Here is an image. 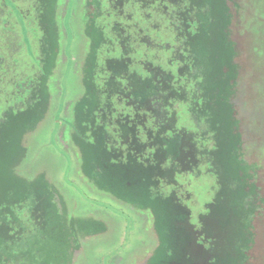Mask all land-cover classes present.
Instances as JSON below:
<instances>
[{"label": "trees", "instance_id": "16d2710c", "mask_svg": "<svg viewBox=\"0 0 264 264\" xmlns=\"http://www.w3.org/2000/svg\"><path fill=\"white\" fill-rule=\"evenodd\" d=\"M263 15L264 0L87 1L85 94L68 121L80 176L152 211L159 245L147 264H253L257 239L264 241V144L252 148L263 159L246 156L251 130L243 112L248 100H264L252 54L264 51ZM23 122L13 118L12 133ZM40 122L26 123L10 142L0 139L7 175L0 177V264H74L82 239L106 229L87 213L70 217L53 184L13 166L27 156L23 141ZM204 174L215 177L217 190L194 223L186 186ZM50 215L64 221L55 244L46 241Z\"/></svg>", "mask_w": 264, "mask_h": 264}, {"label": "rangeland", "instance_id": "374dc122", "mask_svg": "<svg viewBox=\"0 0 264 264\" xmlns=\"http://www.w3.org/2000/svg\"><path fill=\"white\" fill-rule=\"evenodd\" d=\"M71 2L72 0H70ZM79 7L80 5L74 7V14L76 15L73 17L72 26L69 27L67 24L64 26L65 40L63 41V51L68 54V48L71 49V52H73L71 55L74 58V68L76 69L72 73L70 72L64 86V78L62 79L61 89L70 90L69 98L72 102L76 101L74 96L83 93L84 90L82 74L78 75L77 66L78 62L83 65L89 44L85 33L83 13L80 12L81 8L79 9ZM64 11L65 8H62L60 14L63 15ZM22 23L24 28H27L26 23L23 21ZM259 29V33H261L259 45L264 50V19L262 28L259 26ZM21 31L24 33L19 26V34H21ZM35 33L36 30L34 29L31 34L34 35ZM21 40L27 43L25 36H22ZM70 41L71 45L68 47ZM24 49L26 50H23L21 56H25L26 60L30 62L29 48ZM252 54L255 55L256 59H259L255 63L256 69L261 66V71L258 72L255 82L264 88V51L261 54L258 50H252ZM73 58H71V64H73ZM66 96L65 92L62 95L59 91L57 103L63 102ZM261 98L264 99V93ZM253 106L256 108V112L249 111V108ZM67 112V108L64 112L61 109L59 112L60 117H58L57 111H52L51 116L48 114L33 132L26 135L25 142L28 154L21 160L23 168L20 170L22 175L29 180L35 181L38 179L35 181L37 183H41L44 180L53 184L64 197L68 209L67 214H70V217H85L87 213L88 217L91 218H89L90 220L93 219L92 221L104 223L106 226L104 231H102L103 228L96 226L95 229L102 231L101 234L82 239L81 247L74 256V264H147L159 245V238L154 230L153 214L151 211L136 209L129 204L119 202L108 193L88 184L83 177L85 182L82 180L79 155L76 157L72 152H69L72 149L65 147L66 142L69 141L67 120L70 116ZM243 112L248 119L246 121L248 129L251 130L248 135V142L251 146L245 149V154L247 157L251 156L253 161L257 157L263 159L262 155L252 153V148H255L256 143H258L259 147L264 144V100L262 103H251L248 100V106L245 111L243 109ZM251 114H254L253 116L255 117L251 116ZM57 118V121L61 123L56 122ZM251 120H254L255 124ZM63 129L66 131L65 135ZM19 132L20 130L16 131V136L19 135ZM25 133L23 132L22 134ZM64 147L72 155L70 156L71 158H69L68 153L60 151L61 149L66 151ZM261 151L264 152V149H261ZM4 162H6L5 159L1 158L0 163ZM5 174L4 170L1 171L0 177L7 176ZM41 174L42 176L40 177L39 175ZM191 180L192 186H186V189L193 193L192 200L188 202V205L193 213L192 221L197 223L199 215L206 210V204L216 194V179L210 174H204L200 178ZM178 214L179 212L173 211L168 215L173 220ZM85 222L89 226L92 225L89 220ZM63 223L64 221L56 220L55 215L46 217L45 232L46 241L49 244L56 242L57 237L62 235L56 228L62 227L61 229L64 230ZM61 241L59 242L61 243ZM201 249L203 250V248ZM202 256L208 259L205 254H202ZM197 264L203 263L198 262ZM204 264H207V262ZM253 264H264V241L262 238L257 239L253 254Z\"/></svg>", "mask_w": 264, "mask_h": 264}, {"label": "flooded vegetation", "instance_id": "af4514ba", "mask_svg": "<svg viewBox=\"0 0 264 264\" xmlns=\"http://www.w3.org/2000/svg\"><path fill=\"white\" fill-rule=\"evenodd\" d=\"M87 1L72 0L70 3V0H62V4L58 2L52 5L50 0H44V2L42 0H0V139L4 138L5 143L10 142L11 136L14 137L17 134L11 131L13 118L24 119L19 129L20 135L27 130L26 123L32 125L39 118H42L43 121L52 111H57L58 115L61 107L63 112L67 108V113L70 116L68 120L66 119L69 141L66 142L65 147L72 149L69 152H72L76 157L79 155L74 147V130L68 121L73 120L74 105L83 98L85 93L83 90V93L75 95L76 101L72 102L69 98L70 90L61 89L62 79L64 78V86L70 72L72 73L76 69L74 68L73 55H71L73 52L68 48V54H65L63 41L65 40L64 26L67 24L71 27L73 17L76 15L74 7L80 5L84 26L86 25L85 6ZM62 8H65L63 15L60 14ZM21 20L26 23L27 28H24ZM19 26L24 33L21 31L19 34ZM34 29L36 33L33 35L31 32ZM85 33L89 43L88 52L83 65L78 62L77 66L78 75L82 74V81L83 69L91 48V40L86 32V27ZM21 35L25 36L28 44L21 40ZM70 45L71 41L68 43V47ZM24 48H29L30 62L26 60L25 56H21L23 50H26ZM71 58H73V64L70 63L72 62ZM59 91L62 95L65 92V96L67 93V96L63 102L57 103ZM31 105L35 106L32 111L29 109ZM57 120L58 118L56 119L57 123H61ZM63 131L65 135L66 131L64 129ZM23 145L24 148H27L25 139ZM60 151L68 153L71 158L72 155L68 150L66 152L61 149ZM13 166H17L19 170L23 168L21 163H14ZM189 186L192 184L189 183Z\"/></svg>", "mask_w": 264, "mask_h": 264}]
</instances>
